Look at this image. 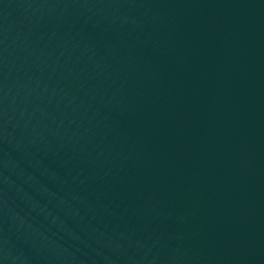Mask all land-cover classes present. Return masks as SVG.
Here are the masks:
<instances>
[{
  "label": "water",
  "instance_id": "1",
  "mask_svg": "<svg viewBox=\"0 0 264 264\" xmlns=\"http://www.w3.org/2000/svg\"><path fill=\"white\" fill-rule=\"evenodd\" d=\"M0 264H264V0H0Z\"/></svg>",
  "mask_w": 264,
  "mask_h": 264
}]
</instances>
